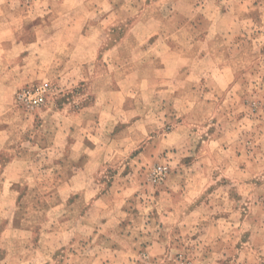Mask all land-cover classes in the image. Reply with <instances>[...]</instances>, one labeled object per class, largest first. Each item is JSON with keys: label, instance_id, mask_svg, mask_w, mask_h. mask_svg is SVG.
I'll use <instances>...</instances> for the list:
<instances>
[{"label": "rangeland", "instance_id": "rangeland-1", "mask_svg": "<svg viewBox=\"0 0 264 264\" xmlns=\"http://www.w3.org/2000/svg\"><path fill=\"white\" fill-rule=\"evenodd\" d=\"M0 264H264V0H0Z\"/></svg>", "mask_w": 264, "mask_h": 264}, {"label": "built area", "instance_id": "built-area-1", "mask_svg": "<svg viewBox=\"0 0 264 264\" xmlns=\"http://www.w3.org/2000/svg\"><path fill=\"white\" fill-rule=\"evenodd\" d=\"M51 92V86L48 82H42L38 86H36L35 89L30 90L29 88H25L21 92H19L18 97L20 100L24 101L27 103L29 106H37L40 104H43L47 98L48 95ZM167 166L165 165H160L155 168V172L158 175H163L166 173Z\"/></svg>", "mask_w": 264, "mask_h": 264}]
</instances>
